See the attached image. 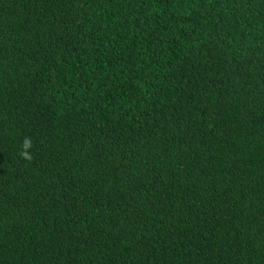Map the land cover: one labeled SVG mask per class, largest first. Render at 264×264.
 Returning a JSON list of instances; mask_svg holds the SVG:
<instances>
[{"label": "trees", "instance_id": "trees-1", "mask_svg": "<svg viewBox=\"0 0 264 264\" xmlns=\"http://www.w3.org/2000/svg\"><path fill=\"white\" fill-rule=\"evenodd\" d=\"M0 264H264V0H0Z\"/></svg>", "mask_w": 264, "mask_h": 264}, {"label": "clouds", "instance_id": "clouds-1", "mask_svg": "<svg viewBox=\"0 0 264 264\" xmlns=\"http://www.w3.org/2000/svg\"><path fill=\"white\" fill-rule=\"evenodd\" d=\"M32 148V140L30 137H25L23 143H22V149L23 151L20 153L21 158L25 159V160H31L32 159V155L31 153L28 151L29 149Z\"/></svg>", "mask_w": 264, "mask_h": 264}]
</instances>
